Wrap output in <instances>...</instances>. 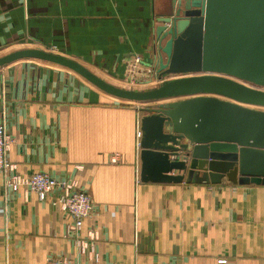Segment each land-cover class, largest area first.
<instances>
[{
  "label": "crops",
  "instance_id": "0c3cea01",
  "mask_svg": "<svg viewBox=\"0 0 264 264\" xmlns=\"http://www.w3.org/2000/svg\"><path fill=\"white\" fill-rule=\"evenodd\" d=\"M162 1L0 0V57L53 50L98 77L123 80L132 57L147 58L150 18ZM144 106L39 60L0 69V123L12 166L0 172V264H91L66 235L68 213L52 206L59 192L42 202L23 186L7 187L8 176L36 172L90 195L80 237L96 232L98 264H264L263 184L140 181L136 133Z\"/></svg>",
  "mask_w": 264,
  "mask_h": 264
},
{
  "label": "water",
  "instance_id": "95a60500",
  "mask_svg": "<svg viewBox=\"0 0 264 264\" xmlns=\"http://www.w3.org/2000/svg\"><path fill=\"white\" fill-rule=\"evenodd\" d=\"M25 59L147 105L139 108L141 182L264 185V0H163L143 61L158 83L146 90L118 88L39 48L0 57V69Z\"/></svg>",
  "mask_w": 264,
  "mask_h": 264
},
{
  "label": "built area",
  "instance_id": "2783aa9c",
  "mask_svg": "<svg viewBox=\"0 0 264 264\" xmlns=\"http://www.w3.org/2000/svg\"><path fill=\"white\" fill-rule=\"evenodd\" d=\"M49 51L53 52V50ZM143 75L151 77L153 72L143 64V60L134 56L130 59V62L126 63L122 83L127 84L130 88L148 84L150 82L148 81L149 79L141 81ZM146 77L144 76V78ZM155 83H158V81L155 80ZM139 135V131H137L136 137L139 138ZM9 143L10 139L7 136L6 126L2 121L0 123V172L4 174L12 170L7 158ZM6 184L13 192L23 186L28 192L35 194L38 200L42 202L53 192H59V196L55 202H52V206L59 205L70 216L71 223L67 226L66 235L72 240L77 253L85 255L89 263L98 264L99 256L95 251V244L98 240L96 232L88 233L85 238L80 237L82 223L88 217L92 208L91 197L87 192L79 189L73 181L54 178L42 172L31 173L26 177L8 176ZM69 263L70 260L67 258L48 259V264ZM217 264H228V262L226 260H218Z\"/></svg>",
  "mask_w": 264,
  "mask_h": 264
},
{
  "label": "rangeland",
  "instance_id": "374dc122",
  "mask_svg": "<svg viewBox=\"0 0 264 264\" xmlns=\"http://www.w3.org/2000/svg\"><path fill=\"white\" fill-rule=\"evenodd\" d=\"M149 41V40H148ZM145 52L147 53V50L145 49L144 50V54H145ZM143 54V55H144ZM142 55V54H141ZM145 60V59H144ZM143 60V61H144ZM104 73V72H103ZM96 74H98L102 79H104L106 82H108V83H110V84H112V85H114V86H116V87H118V88H122V89H130V86H128L127 84H124V83H122V79H118V78H114V77H111V76H109V75H107V73H104L105 75H103V74H99L98 72H96ZM144 76H147L146 78H144ZM153 80V76H151V77H148V75H143V77H141V81H144V80ZM157 85V83H155V84H153V85H149V86H145V87H141V88H146V87H149V88H151V87H154V86H156ZM148 88V89H149Z\"/></svg>",
  "mask_w": 264,
  "mask_h": 264
},
{
  "label": "trees",
  "instance_id": "16d2710c",
  "mask_svg": "<svg viewBox=\"0 0 264 264\" xmlns=\"http://www.w3.org/2000/svg\"><path fill=\"white\" fill-rule=\"evenodd\" d=\"M150 23H151V18H150ZM149 31H150L149 33H150V35H151V26H150V30H149ZM146 49H148V48H146Z\"/></svg>",
  "mask_w": 264,
  "mask_h": 264
},
{
  "label": "flooded vegetation",
  "instance_id": "af4514ba",
  "mask_svg": "<svg viewBox=\"0 0 264 264\" xmlns=\"http://www.w3.org/2000/svg\"><path fill=\"white\" fill-rule=\"evenodd\" d=\"M250 87H253L252 85H249ZM255 88V87H254ZM257 89V88H256ZM264 91V89H262Z\"/></svg>",
  "mask_w": 264,
  "mask_h": 264
}]
</instances>
